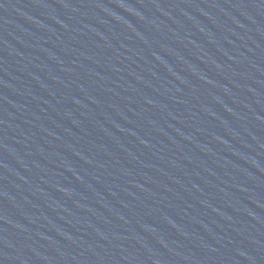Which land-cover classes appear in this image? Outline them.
Here are the masks:
<instances>
[{
	"label": "water",
	"instance_id": "water-1",
	"mask_svg": "<svg viewBox=\"0 0 264 264\" xmlns=\"http://www.w3.org/2000/svg\"><path fill=\"white\" fill-rule=\"evenodd\" d=\"M0 264H264V0H0Z\"/></svg>",
	"mask_w": 264,
	"mask_h": 264
}]
</instances>
